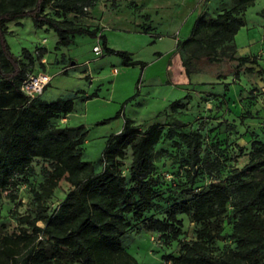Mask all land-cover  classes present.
<instances>
[{
	"label": "trees",
	"instance_id": "trees-1",
	"mask_svg": "<svg viewBox=\"0 0 264 264\" xmlns=\"http://www.w3.org/2000/svg\"><path fill=\"white\" fill-rule=\"evenodd\" d=\"M95 1L0 0V190H5L21 176L27 180L34 158L50 162L44 179L33 190L34 215L19 217L20 223L30 230L22 228L19 232L0 236V264H145L127 251L122 236L130 226L127 216L139 218L152 206L155 145L171 137L170 129L165 132L159 122L141 128L123 116L121 129L110 133L105 140L102 169L85 174L90 162L81 158V144L87 133L84 125L58 127L50 123L74 109V98H58L36 105V97L30 99L20 89L34 59L26 48H22L21 53L27 62L14 55L6 40L7 23L29 16L35 27L55 33L57 47L71 45L76 35L97 37L101 40L103 54L119 55L123 65L139 64L143 68L145 63L134 59L130 52L108 46L105 35L97 34L96 27L75 24L65 18L67 14L88 15ZM254 1L232 0L230 7L210 18L200 14L189 36L176 41V48L185 50L182 66L189 79L201 60L211 64L223 57L235 62L230 73L236 81L241 71L264 73V64L256 63L254 56L235 51V34L245 24L244 13ZM47 8L53 9L54 14L48 13ZM247 63L257 64L258 68ZM217 77L226 78L222 74ZM95 95L94 91L83 96L87 99ZM180 106L179 99L169 103L172 110ZM120 113L118 110L116 116ZM244 116L256 115L247 112ZM251 138L248 161L241 168L233 167L230 171L235 180L232 187L227 179L211 182L205 189L189 191L187 198L174 201L166 219L145 221L147 229L170 231L173 238L181 233L178 213L200 224L195 239L182 242L177 255L168 254L159 261L264 264V252L260 251L264 247V141L254 133ZM127 146L131 149V162L128 174H124L121 160ZM186 153L185 179L189 185L195 182L198 167L204 162L208 161L220 172L218 161L203 160L195 138L189 139ZM60 179H65L71 187L65 199L49 212L46 201ZM230 205L236 215L230 233L235 246L214 254L210 244L224 237L223 215ZM38 221L43 225H38Z\"/></svg>",
	"mask_w": 264,
	"mask_h": 264
},
{
	"label": "rangeland",
	"instance_id": "rangeland-1",
	"mask_svg": "<svg viewBox=\"0 0 264 264\" xmlns=\"http://www.w3.org/2000/svg\"><path fill=\"white\" fill-rule=\"evenodd\" d=\"M232 3V0H96L88 15L65 16L75 24L96 27L99 33L102 29L108 46L130 52L134 59L145 63L143 68L139 64L123 65L116 54L95 55L93 45L102 49L101 40L96 37L76 35L71 45L57 47L55 33L35 27L29 16L7 23L6 40L11 52L27 62L21 53L26 48L34 59L27 75L40 71L50 75L49 83L34 103L74 98V109L50 123L58 127L84 125L87 133L81 144V158L90 162L85 174L102 169L105 140L121 129L123 116L141 128L159 122L165 132L170 129L171 137L155 145L152 206L139 218L128 215L130 226L122 236L124 247L139 262L155 264L165 255H177L182 242L196 238L200 226L178 213L181 233L173 238L170 231L147 229V219H166L174 201L187 198L189 191L205 189L211 182L227 179L232 187L235 180L230 171L248 161L251 133L264 141V73L241 71L236 81L230 73L235 62L222 56V60L211 64L201 60L190 79L179 80L182 74L178 69L186 53L174 47V41L189 36L200 14L214 17ZM46 11L54 14L51 8ZM244 19L245 24L235 34L236 46L241 54L254 56L256 63L264 64V0H255L246 9ZM145 28L147 33L143 32ZM246 65L258 68L257 64ZM218 74L226 78H218ZM94 91L95 96L84 99V94ZM177 99L182 106L172 110L169 103ZM118 110L121 113L116 116ZM247 112L256 116L245 117ZM191 138L196 139L203 160L218 161L221 170L218 173L208 161L204 162L198 167L195 182L189 185L185 161ZM130 162L131 149L127 146L121 160L124 174H128ZM49 163L34 158L27 180L21 176L0 190V236L22 228L30 230L20 223L19 217L34 215L33 190L44 179ZM70 187L65 179H60L46 201L49 212L65 199ZM235 219L230 205L223 215L224 237L210 244L214 254L235 246L230 236ZM37 224L43 225L41 221ZM260 251L264 252V247Z\"/></svg>",
	"mask_w": 264,
	"mask_h": 264
},
{
	"label": "built area",
	"instance_id": "built-area-1",
	"mask_svg": "<svg viewBox=\"0 0 264 264\" xmlns=\"http://www.w3.org/2000/svg\"><path fill=\"white\" fill-rule=\"evenodd\" d=\"M92 51L95 55H100L103 50L99 45H93ZM50 75L44 71L28 74L22 81L20 89L29 96L30 99L35 98L42 93L44 87L49 83ZM156 264H171L170 260H161Z\"/></svg>",
	"mask_w": 264,
	"mask_h": 264
},
{
	"label": "crops",
	"instance_id": "crops-1",
	"mask_svg": "<svg viewBox=\"0 0 264 264\" xmlns=\"http://www.w3.org/2000/svg\"><path fill=\"white\" fill-rule=\"evenodd\" d=\"M101 31V33H97V34H103L102 33V29L100 30ZM97 38V37H96ZM176 46V43H175V41H174V47ZM237 53L238 54H241V52L238 50V47H237ZM158 54H160L159 52H158ZM45 67H46V65H45ZM45 67H44V69H45ZM180 68H181V71H180ZM180 68L178 69V71L179 72H181V78L179 79L181 82H185V80L187 79V76H186V74H185V72H184V68H183V66H180ZM117 71V70H116ZM186 78V79H185ZM96 94H97V92H96ZM84 95H87V94H84ZM88 99V98H87Z\"/></svg>",
	"mask_w": 264,
	"mask_h": 264
}]
</instances>
